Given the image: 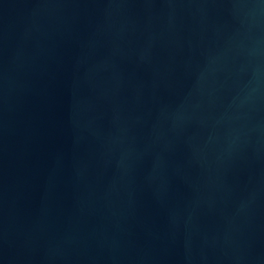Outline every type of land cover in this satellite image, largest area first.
<instances>
[{
  "label": "water",
  "instance_id": "95a60500",
  "mask_svg": "<svg viewBox=\"0 0 264 264\" xmlns=\"http://www.w3.org/2000/svg\"><path fill=\"white\" fill-rule=\"evenodd\" d=\"M0 264H264V0H0Z\"/></svg>",
  "mask_w": 264,
  "mask_h": 264
}]
</instances>
